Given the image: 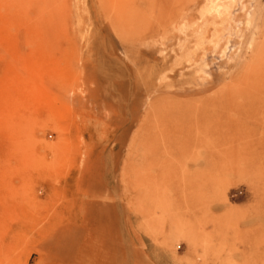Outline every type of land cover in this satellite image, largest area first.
<instances>
[{
  "label": "rangeland",
  "instance_id": "obj_1",
  "mask_svg": "<svg viewBox=\"0 0 264 264\" xmlns=\"http://www.w3.org/2000/svg\"><path fill=\"white\" fill-rule=\"evenodd\" d=\"M201 8L0 0L1 93L34 67L66 109L0 106V264H264V0Z\"/></svg>",
  "mask_w": 264,
  "mask_h": 264
},
{
  "label": "bare ground",
  "instance_id": "obj_2",
  "mask_svg": "<svg viewBox=\"0 0 264 264\" xmlns=\"http://www.w3.org/2000/svg\"><path fill=\"white\" fill-rule=\"evenodd\" d=\"M194 8H197L199 4H202V8L199 11V19H210L211 27L219 28L220 30L236 29L242 23L241 21H234L232 15V8L238 2V0H189ZM246 7L241 10L243 13ZM248 12H244V24L248 25L250 22L246 21ZM205 29V28H204ZM203 30V29H202ZM198 31V29H197ZM196 31V33H197ZM197 36H200L198 33ZM32 71L29 73L28 79L19 78L12 81L9 85H4V93L0 90V106L4 102L12 101L24 102L20 107H11L8 113V120H14L21 118H28L34 115V112L38 109L47 111L48 114L54 116H61L64 114L62 106L56 107L53 103L58 99L57 94L54 92V84L56 81L55 75H46L42 71L36 68H30ZM6 109V107L4 108ZM23 120V119H22ZM9 125L11 140L14 144H19V139L23 138L22 126L19 123L6 122L3 126L7 129ZM2 126V127H3ZM183 130V129H180Z\"/></svg>",
  "mask_w": 264,
  "mask_h": 264
}]
</instances>
